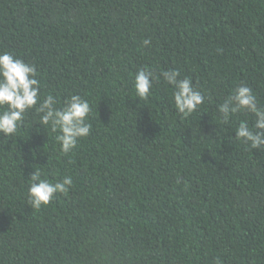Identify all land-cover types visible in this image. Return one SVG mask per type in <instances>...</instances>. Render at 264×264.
Segmentation results:
<instances>
[{"label": "trees", "instance_id": "trees-1", "mask_svg": "<svg viewBox=\"0 0 264 264\" xmlns=\"http://www.w3.org/2000/svg\"><path fill=\"white\" fill-rule=\"evenodd\" d=\"M3 52L42 99L87 100L91 131L64 154L31 110L0 135V264H264V148L235 140L255 116L218 113L240 84L264 106V0H0ZM169 70L205 98L187 118ZM34 170L73 184L36 210Z\"/></svg>", "mask_w": 264, "mask_h": 264}, {"label": "clouds", "instance_id": "clouds-1", "mask_svg": "<svg viewBox=\"0 0 264 264\" xmlns=\"http://www.w3.org/2000/svg\"><path fill=\"white\" fill-rule=\"evenodd\" d=\"M149 44L150 40L143 41L144 46ZM160 75L173 86L172 100L181 118L189 117L203 105L205 98L190 78L181 79L177 70L162 71ZM153 80L152 70L143 68L137 71L134 88L140 99L149 97ZM40 93L41 83L35 65L9 52L0 53V135L13 137L26 113L34 110L39 116V125L49 127L51 133L56 134L60 151L68 154L80 138L90 134L91 124L87 123L91 111L89 102L80 95H72L64 101L62 108H58L56 97L48 94L42 99ZM245 111L254 114L255 122L250 127L247 121H241L235 130V140L260 151L264 148V106H258L250 87L240 84L218 106L219 118L228 124L232 116ZM30 180L28 202L36 210L47 206L57 193H67L73 184L71 177L52 183L42 178L37 170L31 174Z\"/></svg>", "mask_w": 264, "mask_h": 264}]
</instances>
